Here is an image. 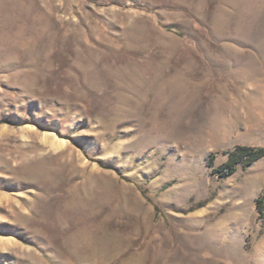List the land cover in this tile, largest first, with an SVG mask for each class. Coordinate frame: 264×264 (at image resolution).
Masks as SVG:
<instances>
[{"label": "rangeland", "instance_id": "374dc122", "mask_svg": "<svg viewBox=\"0 0 264 264\" xmlns=\"http://www.w3.org/2000/svg\"><path fill=\"white\" fill-rule=\"evenodd\" d=\"M241 145L264 0H0V264H264Z\"/></svg>", "mask_w": 264, "mask_h": 264}, {"label": "trees", "instance_id": "16d2710c", "mask_svg": "<svg viewBox=\"0 0 264 264\" xmlns=\"http://www.w3.org/2000/svg\"><path fill=\"white\" fill-rule=\"evenodd\" d=\"M172 29V28H171ZM180 32L177 29H172ZM264 157V148H255L247 145H241L230 153V159L217 169V172H233L237 169L239 163H243L245 167L251 165L259 158ZM259 211L262 213L264 208L263 199H259Z\"/></svg>", "mask_w": 264, "mask_h": 264}, {"label": "bare ground", "instance_id": "6f19581e", "mask_svg": "<svg viewBox=\"0 0 264 264\" xmlns=\"http://www.w3.org/2000/svg\"><path fill=\"white\" fill-rule=\"evenodd\" d=\"M45 138H47V140L50 144H52L56 147H61L64 144V142L62 140H59L54 136L47 135V137H45Z\"/></svg>", "mask_w": 264, "mask_h": 264}]
</instances>
